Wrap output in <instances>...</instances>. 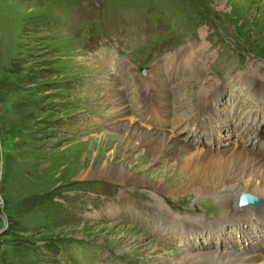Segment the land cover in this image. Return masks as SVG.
<instances>
[{
    "label": "rangeland",
    "instance_id": "obj_1",
    "mask_svg": "<svg viewBox=\"0 0 264 264\" xmlns=\"http://www.w3.org/2000/svg\"><path fill=\"white\" fill-rule=\"evenodd\" d=\"M100 46L127 60L120 67L128 76L117 60L93 57ZM171 54L174 64L185 65L173 81L153 67ZM152 74L167 98L155 115L160 122L146 110L140 114ZM118 77L129 84L126 90ZM263 81L264 0H0V264H182L180 254L234 252L243 234L253 237L244 247L264 253V231L240 226L263 220V204L252 205L260 215L244 211L231 221L216 195L157 192L147 186L160 183L152 175L167 160L151 166L141 149L102 136L117 135L116 124L132 120L201 152L253 147L264 159L261 137L255 139L262 147L242 145L254 134L228 144L238 138L232 125L219 129L221 142L212 146L216 121L199 135L191 132L195 122L203 126L196 97L218 107L211 96L218 87L221 121L250 109L251 118L261 106L256 97L264 95ZM105 163L147 185L86 177ZM177 169L161 181L168 190L177 187L170 180ZM179 182L178 188L188 184L185 175ZM182 228L190 240L179 245L172 230L181 234Z\"/></svg>",
    "mask_w": 264,
    "mask_h": 264
},
{
    "label": "bare ground",
    "instance_id": "obj_2",
    "mask_svg": "<svg viewBox=\"0 0 264 264\" xmlns=\"http://www.w3.org/2000/svg\"><path fill=\"white\" fill-rule=\"evenodd\" d=\"M150 77V83L148 80L146 85L147 94L142 95L141 97L144 99L154 98L159 103L160 108L165 110L164 108H166L167 105L164 102L167 101V98L162 96V92L160 93V81L155 74H152ZM148 86L150 88H148ZM138 88L141 89V85ZM200 97L201 98H195L194 111L198 109V107H200L201 111L204 108L205 104L202 102V97L204 96ZM262 97H264V95H262ZM162 102L164 104H161ZM120 108L121 107H117L115 112L120 114L118 111ZM121 110H123V108H121ZM182 119L184 118L179 117L177 120L180 122ZM133 120L135 121V119ZM140 124H136L132 120L125 124L117 123L116 127L112 129L117 135L107 133L104 135L102 134V136L110 135L111 137H114V139L117 138L116 141L122 142L125 140L126 143H130L133 148L141 149V155L150 159L148 163L151 166L160 162L163 158L167 160L169 165H165L164 168L158 170L159 172L152 175L155 179L160 180V183L156 186L148 184L147 187L164 194L189 192L192 193V196H206L208 194L216 195L223 207L231 214V216H228V220L231 219V221H233V219H240L241 215H244V211H246L247 214L249 212L254 215H260L259 211L253 210V206L261 203L263 204V206H261L264 207V159L252 153L251 149L253 147L247 151H240L236 148L235 150L229 151H226L227 149H221L220 151L204 149L201 152L196 150L193 145L185 144L184 141L180 140L175 135H168L165 131L157 133L159 131L148 130ZM237 136L238 138L234 136L235 140H233V142L230 140L228 144H238L243 136L242 134H237ZM257 137V135L253 137L249 136L245 143L242 141V145L250 144L252 141V145L255 144L257 147H262L263 145L255 139ZM255 153L259 154L260 151L257 150ZM110 155L105 158L104 162L110 161ZM141 155L139 156L141 157ZM139 156L137 158H139ZM137 158H135V160ZM144 167L145 166L139 168L138 172H143ZM177 168L180 170L179 174H175L173 178L170 179L175 182V186L177 187L173 186L175 188L168 190L163 184H161V181L167 178L166 173L168 171L170 172ZM183 175L187 178L188 184H185L186 187L178 188L176 183L180 184L179 180ZM86 177L97 179L104 177L109 181L128 182L130 185L135 186L147 185L145 179L129 175L125 168L112 166V168L108 169L106 163L101 166L97 172L88 171ZM158 211L166 215L165 211L161 209ZM166 216L169 221L166 219H164V221L170 225H174V220L176 219L172 218L173 216L171 214ZM262 216L261 218L263 220H260V218H251L246 224H240L241 228L253 227L254 232L256 229L258 232L261 230L264 231V217ZM218 233H214V235H217ZM250 238L253 237L243 234L237 241V245L234 247L236 249L234 251L235 253L228 250L224 252L212 250L202 254H180V262L182 264H264V253H257L259 251L255 252L254 247L250 248L249 251L247 246H243L245 241ZM240 246L243 248L240 249Z\"/></svg>",
    "mask_w": 264,
    "mask_h": 264
}]
</instances>
